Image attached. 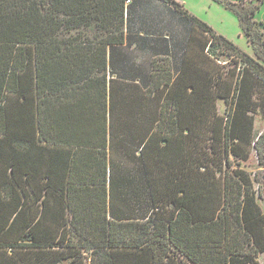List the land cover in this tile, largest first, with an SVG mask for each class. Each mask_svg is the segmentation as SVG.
<instances>
[{
    "label": "trees",
    "instance_id": "trees-1",
    "mask_svg": "<svg viewBox=\"0 0 264 264\" xmlns=\"http://www.w3.org/2000/svg\"><path fill=\"white\" fill-rule=\"evenodd\" d=\"M154 1L191 25L177 40L170 26L142 38L132 45L141 58L121 54L128 52L132 0H0L2 87L6 75L9 96L24 97L22 112L8 116L22 130L9 137L31 139L32 91H54L56 128L82 123L81 132L57 130L56 139L78 142L77 167L90 183L101 181L95 192L88 186L82 213L74 195L65 201L68 227L61 212L54 229L9 227L15 236L0 241V264H260L264 131L257 132L256 115L264 118V66L177 0ZM257 9L235 10L253 44L261 38L252 20ZM170 17L151 18L171 24ZM84 29L99 36L86 39ZM216 48L235 63L224 69ZM118 92L133 96L119 100ZM148 99L152 113L146 107L144 115ZM137 106L138 122L145 118L151 133L110 165L108 125L127 123V108ZM253 155L255 173L243 166Z\"/></svg>",
    "mask_w": 264,
    "mask_h": 264
},
{
    "label": "crops",
    "instance_id": "crops-1",
    "mask_svg": "<svg viewBox=\"0 0 264 264\" xmlns=\"http://www.w3.org/2000/svg\"><path fill=\"white\" fill-rule=\"evenodd\" d=\"M165 35L168 36L169 33ZM1 61L0 45V241H6L12 235L15 236L12 232L9 234L7 231L9 227L15 229L29 226L56 228L58 212L63 214L59 220L66 223L64 225L68 227L73 219L69 209L70 203L66 204L65 201L68 202V198L74 195L73 206L82 213V207L86 204V199L83 197L87 196L88 186L90 185V190L95 192L98 187L95 185L101 181L99 178L97 182L90 183L89 174L85 168L82 170L81 167H77L74 153L78 149L72 145L78 142H66L65 135L62 139H56L57 130L70 132L72 128H75L81 132L82 123L78 122L74 125L69 120V123L67 121L62 128H56L54 122L57 105L54 99L58 93L54 91L38 92L36 89L32 91L31 110L34 123L31 125V139L9 137L8 132L22 130L19 125L9 124L8 116L9 112L10 114L22 112L24 97L16 94L9 96L6 75L2 87ZM148 81H144V85L147 86ZM131 96L133 94L130 92L116 93V98L119 100L125 97L130 99ZM146 107L148 114L152 113L149 99L147 106L145 101L143 107L144 115ZM138 108L139 111L142 110L137 106L134 108L135 113L131 107L127 108L128 111L124 115L127 123L116 122L113 127L111 123L108 125V164L111 165L114 162L117 166L121 161V155H131L132 150L138 149L141 133L145 135L150 129L145 118L144 123L138 122L141 114H137ZM259 115H262L261 112L256 116ZM150 133L151 130H149ZM260 205L264 212V202H260ZM77 220L79 222L76 225L79 226L82 220Z\"/></svg>",
    "mask_w": 264,
    "mask_h": 264
},
{
    "label": "rangeland",
    "instance_id": "rangeland-1",
    "mask_svg": "<svg viewBox=\"0 0 264 264\" xmlns=\"http://www.w3.org/2000/svg\"><path fill=\"white\" fill-rule=\"evenodd\" d=\"M177 1L188 12L208 24L215 33L226 37L228 40L233 42V44H235L241 52L245 53L246 55H249L254 60L264 66V0ZM256 5L258 6V9L253 14L252 20L254 21V28L260 32L261 38L259 40L257 39L258 44H253L249 40V37L246 35L244 29L242 28L240 20L235 10L243 12L248 9H251ZM126 12L127 14L125 16L126 19L124 26L127 29L126 33L128 52H121V54L125 56L140 55V57L142 58V52H140L139 49H135V46L132 45L135 44L136 47H138V45L142 43V38L149 39L151 37V33L155 30L159 31L158 34H160L162 31V35H164V32L170 29V39L173 38V35H176L174 37L177 40L182 36H187L191 25L189 21L182 18V16H179V14L176 12L175 8H173L172 5H164L154 0H132L131 4L127 7ZM153 13L155 15L158 13H162L163 16H167L168 14H170L172 17L174 16V14H176L177 18H167L172 21L171 24L169 20L163 21V23H161V20L155 22L151 18ZM90 30L91 29L80 30V36L91 40H94L97 36H99V32L97 30L95 32ZM130 30L132 31L130 32ZM82 40L83 38L80 39V41ZM216 51V58H218V61L223 64L222 67L224 69L228 68L229 66H232L235 63L234 61L236 60V58H232L234 60L231 61L223 51L222 52L224 54L221 52V49L219 50V48H216ZM219 107L222 112L224 104L218 103V109ZM256 129L257 132H259L260 134L262 131H264V118H262L260 115L257 116ZM201 145H203L202 142ZM255 155L251 156L248 161L243 163L244 168L251 173H255L260 169ZM257 258L260 264H264V252L259 254Z\"/></svg>",
    "mask_w": 264,
    "mask_h": 264
},
{
    "label": "built area",
    "instance_id": "built-area-1",
    "mask_svg": "<svg viewBox=\"0 0 264 264\" xmlns=\"http://www.w3.org/2000/svg\"><path fill=\"white\" fill-rule=\"evenodd\" d=\"M127 1H129V0H127Z\"/></svg>",
    "mask_w": 264,
    "mask_h": 264
}]
</instances>
